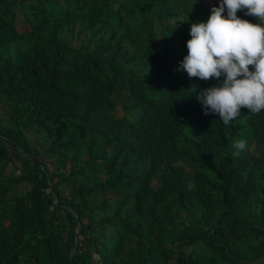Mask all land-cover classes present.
I'll list each match as a JSON object with an SVG mask.
<instances>
[{
    "label": "trees",
    "instance_id": "16d2710c",
    "mask_svg": "<svg viewBox=\"0 0 264 264\" xmlns=\"http://www.w3.org/2000/svg\"><path fill=\"white\" fill-rule=\"evenodd\" d=\"M214 5L0 0V264H264V110L177 70Z\"/></svg>",
    "mask_w": 264,
    "mask_h": 264
},
{
    "label": "clouds",
    "instance_id": "9594fccd",
    "mask_svg": "<svg viewBox=\"0 0 264 264\" xmlns=\"http://www.w3.org/2000/svg\"><path fill=\"white\" fill-rule=\"evenodd\" d=\"M238 11L257 22L240 18ZM189 34L188 52L177 70L189 78L219 81L196 96L204 114H218L227 126L242 108L252 114L264 110V0H219L206 21L190 25ZM233 147L238 157L247 142L235 140Z\"/></svg>",
    "mask_w": 264,
    "mask_h": 264
},
{
    "label": "rangeland",
    "instance_id": "374dc122",
    "mask_svg": "<svg viewBox=\"0 0 264 264\" xmlns=\"http://www.w3.org/2000/svg\"><path fill=\"white\" fill-rule=\"evenodd\" d=\"M117 114H121V112L119 110L116 111ZM6 116V113H5V109H4V104L3 103H0V118H3ZM3 122H0V124H2Z\"/></svg>",
    "mask_w": 264,
    "mask_h": 264
},
{
    "label": "water",
    "instance_id": "95a60500",
    "mask_svg": "<svg viewBox=\"0 0 264 264\" xmlns=\"http://www.w3.org/2000/svg\"><path fill=\"white\" fill-rule=\"evenodd\" d=\"M27 158L28 159H30V160H32V161H35L31 156H28L27 155ZM57 204H59V203H57ZM79 225V224H78ZM75 237H74V243H73V248H72V252H71V254L74 252V250H75V247H76V244H77V231H75V235H74ZM70 254V255H71Z\"/></svg>",
    "mask_w": 264,
    "mask_h": 264
}]
</instances>
